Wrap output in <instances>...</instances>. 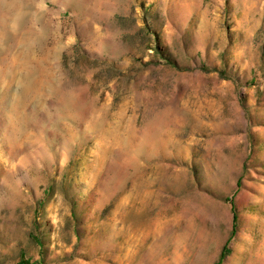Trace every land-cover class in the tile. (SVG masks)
Returning a JSON list of instances; mask_svg holds the SVG:
<instances>
[{
	"label": "rangeland",
	"instance_id": "374dc122",
	"mask_svg": "<svg viewBox=\"0 0 264 264\" xmlns=\"http://www.w3.org/2000/svg\"><path fill=\"white\" fill-rule=\"evenodd\" d=\"M0 264H264V0H0Z\"/></svg>",
	"mask_w": 264,
	"mask_h": 264
},
{
	"label": "bare ground",
	"instance_id": "6f19581e",
	"mask_svg": "<svg viewBox=\"0 0 264 264\" xmlns=\"http://www.w3.org/2000/svg\"><path fill=\"white\" fill-rule=\"evenodd\" d=\"M12 76V75H11ZM26 90V89H25Z\"/></svg>",
	"mask_w": 264,
	"mask_h": 264
}]
</instances>
